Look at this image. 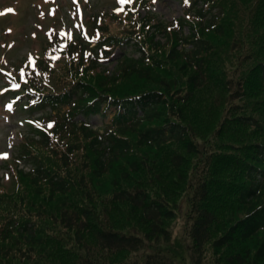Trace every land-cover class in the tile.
Wrapping results in <instances>:
<instances>
[{"label":"trees","instance_id":"obj_1","mask_svg":"<svg viewBox=\"0 0 264 264\" xmlns=\"http://www.w3.org/2000/svg\"><path fill=\"white\" fill-rule=\"evenodd\" d=\"M157 1L9 69L30 130L0 178V264H264V0H175L173 22Z\"/></svg>","mask_w":264,"mask_h":264},{"label":"rangeland","instance_id":"obj_2","mask_svg":"<svg viewBox=\"0 0 264 264\" xmlns=\"http://www.w3.org/2000/svg\"><path fill=\"white\" fill-rule=\"evenodd\" d=\"M116 1L119 0H56L58 9L53 10L52 3L44 0H0V13H3L0 15V43H7L4 49L0 47V54L4 53L6 58L0 64V178L5 183L10 182L6 161L14 155L19 135L25 136L30 130L28 115L15 110L9 102L10 91L17 88V76L10 75L9 69L32 62L34 50L46 46L48 39L59 31L80 33L88 15L108 12ZM13 7L15 9L9 11ZM152 11L166 22H173L183 15L182 6L175 0H158ZM129 51L136 55L131 49ZM106 66L113 70L115 62ZM113 111L110 109L105 115L92 118L90 123L103 130L111 122ZM180 228L178 226L176 231Z\"/></svg>","mask_w":264,"mask_h":264},{"label":"snow or ice","instance_id":"obj_3","mask_svg":"<svg viewBox=\"0 0 264 264\" xmlns=\"http://www.w3.org/2000/svg\"><path fill=\"white\" fill-rule=\"evenodd\" d=\"M119 2L120 3H127V2H129V0H119ZM9 11H11V10H9ZM121 11H122V9H121ZM0 15H3V13H0ZM10 31V30H9Z\"/></svg>","mask_w":264,"mask_h":264}]
</instances>
